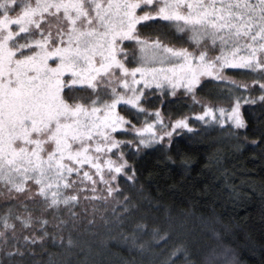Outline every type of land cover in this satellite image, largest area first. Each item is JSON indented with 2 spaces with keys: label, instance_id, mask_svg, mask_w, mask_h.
Returning a JSON list of instances; mask_svg holds the SVG:
<instances>
[{
  "label": "snow or ice",
  "instance_id": "snow-or-ice-1",
  "mask_svg": "<svg viewBox=\"0 0 264 264\" xmlns=\"http://www.w3.org/2000/svg\"><path fill=\"white\" fill-rule=\"evenodd\" d=\"M227 69L259 79L238 81ZM205 82L224 86L227 107L197 98ZM254 89L260 95L236 94ZM157 92H181L202 111L166 123L145 106ZM257 101L264 105V0H0V198L9 205L0 264H72L55 259L49 241L75 251L76 264H241L211 224L217 243L193 260L186 215H150L160 205L134 203L119 177L136 189L125 148L133 158L170 150L174 133L197 136L190 119L234 135L248 127L242 105ZM100 229L110 242H93ZM169 245L157 260L154 250ZM112 247L128 256L96 259Z\"/></svg>",
  "mask_w": 264,
  "mask_h": 264
},
{
  "label": "trees",
  "instance_id": "trees-1",
  "mask_svg": "<svg viewBox=\"0 0 264 264\" xmlns=\"http://www.w3.org/2000/svg\"><path fill=\"white\" fill-rule=\"evenodd\" d=\"M182 46L192 50L191 44L183 43ZM226 75L247 83L259 79L236 69H227ZM223 87L215 82H205L204 90L197 91V98L227 107L228 100L220 91ZM236 94L256 97L260 92L254 89ZM159 95L158 92L149 95V103L145 106L149 109L159 108L166 123L168 119L194 116L202 111L199 104H193L191 98L181 92L175 97L165 95L162 100L157 99ZM241 110L248 127L237 130L234 135L190 119L189 123L198 129L197 136L193 139L192 134L187 132L174 133L170 150L157 145L155 148L144 149L133 158L131 150L124 149L129 162L137 169V184L136 189H131L125 178L120 176V188L125 189V195L133 197L134 203L142 204L138 197L143 196L153 204L160 205L159 212L151 211L152 216H161L165 211H170L174 216L185 214L188 227L193 233L189 244L193 260L199 258L198 249L217 243L216 236L211 234L208 227L211 224L220 237L225 238V243L237 249L241 264H264V141L259 135L260 130L264 129V105L259 101L243 104ZM118 138L134 139L131 135ZM252 141L257 143L253 144ZM178 150L180 156H177ZM167 155H171L175 162H168ZM184 157L188 158L187 167L182 163ZM141 186L143 193L138 191ZM7 207L9 205L4 200L0 201V212ZM147 212L148 209L142 207L140 213H134V218L139 219ZM56 215L63 218L65 214ZM47 218L51 219L50 216ZM147 222L151 223V220ZM49 231L54 232L56 229L50 224ZM100 233L98 238L91 237L94 243L110 242V237L104 234L103 229H100ZM63 235L66 239L68 229H65ZM111 237L119 238V233L114 231ZM45 247L57 260L76 264L82 259L75 251L66 252L53 247L50 241ZM170 247L155 249L158 253L156 259L167 256ZM36 251L41 252L39 246H36ZM119 256L127 257L128 253L122 248L112 247L105 251L103 257L97 256L96 259L115 260ZM44 259H47L46 255ZM177 264L182 262L178 261Z\"/></svg>",
  "mask_w": 264,
  "mask_h": 264
},
{
  "label": "rangeland",
  "instance_id": "rangeland-1",
  "mask_svg": "<svg viewBox=\"0 0 264 264\" xmlns=\"http://www.w3.org/2000/svg\"><path fill=\"white\" fill-rule=\"evenodd\" d=\"M200 113V112H199ZM172 121H175V120H172ZM4 199L0 198V201H3Z\"/></svg>",
  "mask_w": 264,
  "mask_h": 264
}]
</instances>
